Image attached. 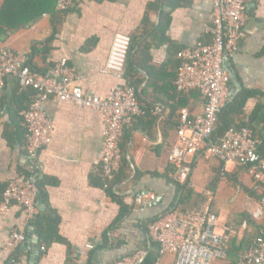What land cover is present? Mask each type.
Instances as JSON below:
<instances>
[{
  "label": "crops",
  "instance_id": "obj_1",
  "mask_svg": "<svg viewBox=\"0 0 264 264\" xmlns=\"http://www.w3.org/2000/svg\"><path fill=\"white\" fill-rule=\"evenodd\" d=\"M213 1L162 0L150 13L149 26H144L156 0H76L55 35L52 18L43 16L31 27L0 38V46L26 53L31 66L46 76H53L57 63L67 59L84 92L106 95L117 85L103 72L115 35L139 36L137 68L130 74L138 84L142 105L154 113L127 132L126 155L132 175L118 187L121 203L128 209L124 213L121 203L102 188L97 167L104 154V114L65 101H46L44 108L55 122V134L41 152L36 170L46 192L45 199L39 200L38 218L43 224L47 216L58 219L55 236L59 241L42 246L40 230L14 204L0 216V264H10L3 243L14 231L27 235V242L17 249V264H113L140 251L147 253L145 264L157 263L161 246L149 237L148 225L176 197L179 184L168 156L176 140L180 111L186 110L192 118L202 112L204 104L198 92L178 94V54L211 42ZM2 4L0 0V8ZM247 15L246 39L226 65L232 77L227 102L238 94H250L240 121L252 125L263 150L264 0L250 3ZM164 26L165 34L159 33ZM20 89L9 78L0 95V200L13 179L35 170L26 149L23 119L14 113ZM159 108L161 115L155 112ZM184 166L188 170L186 186L193 192L188 207H198L212 192L219 231L229 235V256L238 257L257 236L261 224L253 218L259 204L251 174L237 163L200 154L188 155ZM150 194L156 199L141 205L140 198ZM162 264H176L175 255L168 253Z\"/></svg>",
  "mask_w": 264,
  "mask_h": 264
},
{
  "label": "built area",
  "instance_id": "obj_2",
  "mask_svg": "<svg viewBox=\"0 0 264 264\" xmlns=\"http://www.w3.org/2000/svg\"><path fill=\"white\" fill-rule=\"evenodd\" d=\"M258 0H214L212 12V40L183 49L178 54L179 69L175 87L178 93L198 92L203 96V110L190 118L181 110L176 140L171 146L168 160L174 166V180L187 184L188 170L184 160L188 155L200 154L204 158H216L234 162L246 168L253 178L252 191L259 209L253 214L261 224L257 236L244 254L232 263L229 259V235L219 231V216L213 202L214 194L198 207L182 211L171 209L165 216L149 223L148 234L161 246L163 258L171 253L176 264H264V154L260 140L250 127H230L216 142L211 135L216 129L219 113L227 103L232 77L226 65L230 57L240 51L246 39L248 5ZM76 0H58L57 12H67ZM44 17H51L44 15ZM132 39L118 33L115 35L104 74L113 77L117 85L106 95L84 92L77 85V73L67 59L61 60L53 69V76L35 70L26 53L0 46V95L4 93L7 80L13 78L18 86L33 93L30 107L22 111L26 128V149L35 170L13 179L5 188L0 203V216L18 204L25 212L26 221L33 223L39 216L38 161L40 154L52 142L55 122L47 114L44 104L53 99L69 102L79 108L104 114V154L97 163L102 188L109 191L114 184L123 162L122 143L138 119L147 117L136 88L126 81V63ZM157 115L163 110L157 109ZM156 197L152 194L140 198L141 205H148ZM27 242L24 231H14L4 241L3 247L10 256V264H17V249ZM93 250L92 245H87ZM42 250L45 252L46 248ZM146 251L120 259L113 264H145Z\"/></svg>",
  "mask_w": 264,
  "mask_h": 264
},
{
  "label": "trees",
  "instance_id": "obj_3",
  "mask_svg": "<svg viewBox=\"0 0 264 264\" xmlns=\"http://www.w3.org/2000/svg\"><path fill=\"white\" fill-rule=\"evenodd\" d=\"M97 1H105V0H97ZM111 1V0H110ZM114 1V0H112ZM162 0H156V3L150 5V12L147 14L146 19L144 20V26H149L150 24V13L156 9L157 4H161ZM167 1V0H164ZM58 4V0H3V4L0 8V38L6 36L10 32H14L20 29H25L34 25L37 21L42 19L44 15H50L52 18V25L54 29V35L57 33L58 26L62 22L63 17L69 11L61 13L56 11V5ZM155 28H152V33ZM166 27H162L158 29L159 33L165 34ZM131 47L127 58L126 63V81L131 83L139 93L138 84L135 82V77L130 73H133L137 68V60L136 57L138 55L137 49L139 47V36L131 38ZM51 42V40L49 41ZM180 64V63H179ZM179 69V68H178ZM21 90V96H18V99L15 100L16 109L14 111L15 116L18 118L22 117V111L28 109L30 104L33 100V93L31 91H23ZM192 92L186 93H178V94H190ZM250 94L241 93L238 94L232 101L227 102L221 112L219 113L217 126L213 134L211 135V141L216 142L220 137L224 135V133L230 128H242V127H250L253 129L251 124H248L245 121H240V114L242 112V107L244 101ZM148 115L147 117L153 116V111L147 109ZM21 115V116H20ZM145 118V117H144ZM138 119V121L144 119ZM23 119V117H22ZM136 122V123H137ZM135 123V124H136ZM254 130V129H253ZM9 137V135H7ZM128 133L124 139L125 144H122V151H123V162L120 171L117 174L116 180L112 185V188L108 191L116 201L121 203L120 195H119V186L131 178L132 170L130 168V163L127 159L126 155V145L129 141ZM123 141V143H124ZM264 154V149L261 150ZM31 174V173H29ZM28 174V175H29ZM101 179V176H100ZM217 179L215 180V183ZM38 186L41 192L40 199H45L46 192L43 188V181L38 176ZM102 186V184H101ZM5 190V188H4ZM4 192V191H3ZM193 192L187 188L186 185H177V192L175 199L171 202L169 207L165 210L163 214H161L156 219L151 220L149 223H152L158 220L160 217L165 216V214L170 211L171 209L178 208L182 211H187L190 208L188 207V203L192 198ZM2 200V198H1ZM0 200V203H1ZM123 212H127V207L123 206L121 203ZM122 214L118 221L123 218ZM35 225L40 230L41 241L40 244L49 246L52 243L59 241V238L55 236L57 230L58 219L54 216H47L44 218V224L41 222V219L37 217V219L31 223ZM250 245V244H249ZM249 247V246H248ZM248 247L241 251L239 255L244 254ZM230 261L234 263L237 259L236 256H229Z\"/></svg>",
  "mask_w": 264,
  "mask_h": 264
},
{
  "label": "rangeland",
  "instance_id": "obj_4",
  "mask_svg": "<svg viewBox=\"0 0 264 264\" xmlns=\"http://www.w3.org/2000/svg\"><path fill=\"white\" fill-rule=\"evenodd\" d=\"M195 207H197V206H195ZM195 207H190V209L195 208Z\"/></svg>",
  "mask_w": 264,
  "mask_h": 264
}]
</instances>
